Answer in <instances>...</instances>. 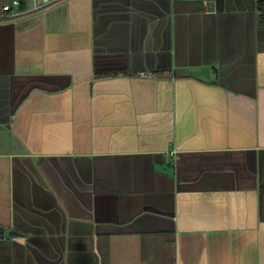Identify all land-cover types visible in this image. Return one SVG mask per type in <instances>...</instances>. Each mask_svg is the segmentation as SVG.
<instances>
[{
    "label": "crops",
    "instance_id": "obj_1",
    "mask_svg": "<svg viewBox=\"0 0 264 264\" xmlns=\"http://www.w3.org/2000/svg\"><path fill=\"white\" fill-rule=\"evenodd\" d=\"M23 2L0 264H264V0Z\"/></svg>",
    "mask_w": 264,
    "mask_h": 264
},
{
    "label": "built area",
    "instance_id": "obj_2",
    "mask_svg": "<svg viewBox=\"0 0 264 264\" xmlns=\"http://www.w3.org/2000/svg\"><path fill=\"white\" fill-rule=\"evenodd\" d=\"M12 7H19V0H13L10 4H0V19L6 15H10L12 12Z\"/></svg>",
    "mask_w": 264,
    "mask_h": 264
},
{
    "label": "trees",
    "instance_id": "obj_3",
    "mask_svg": "<svg viewBox=\"0 0 264 264\" xmlns=\"http://www.w3.org/2000/svg\"><path fill=\"white\" fill-rule=\"evenodd\" d=\"M19 7H20V9H23L24 8V2H23V0H19Z\"/></svg>",
    "mask_w": 264,
    "mask_h": 264
}]
</instances>
